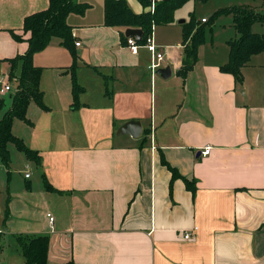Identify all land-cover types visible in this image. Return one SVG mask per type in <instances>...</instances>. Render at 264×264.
<instances>
[{
	"label": "crops",
	"instance_id": "obj_1",
	"mask_svg": "<svg viewBox=\"0 0 264 264\" xmlns=\"http://www.w3.org/2000/svg\"><path fill=\"white\" fill-rule=\"evenodd\" d=\"M127 1L135 13L152 11L153 3ZM232 5L241 4L225 7ZM48 6L49 0H0V88L12 86L0 93L2 115L18 89L9 59L29 47L24 19ZM91 12L67 18L72 52L55 37L34 55L48 109L32 101L30 122L15 119L13 133L39 151L41 163L9 143L10 155L13 146L26 159L25 180L17 187L10 177L0 182V254L13 246L0 264H25L17 240L25 235L49 237L50 264H264V91L243 89L222 69L231 39L221 54L200 45L183 76V25L190 18L154 25L155 43L165 53L153 72L148 48L139 43L133 53L124 39L127 28L104 24V0L99 17ZM195 18L202 25L207 16ZM156 27L163 37L155 38ZM250 62L244 74L257 67L264 76V54ZM74 63L82 87L76 105ZM167 66L170 76L157 73ZM131 120L141 122V135L118 134ZM206 147L211 152L205 156ZM166 162L193 180V189L182 177L173 179ZM44 177L55 190L46 188ZM185 231L195 236L185 239Z\"/></svg>",
	"mask_w": 264,
	"mask_h": 264
},
{
	"label": "trees",
	"instance_id": "obj_2",
	"mask_svg": "<svg viewBox=\"0 0 264 264\" xmlns=\"http://www.w3.org/2000/svg\"><path fill=\"white\" fill-rule=\"evenodd\" d=\"M106 26L112 27H133L143 30V37L138 40L143 44L147 36L152 32L153 25H165L175 21L176 11L191 0H156L155 11L135 13L127 0H104ZM144 6H150L152 0H139ZM206 3L210 0H195ZM90 4L78 0H49L47 9L32 13L25 17L23 29L30 32L28 39L29 47L23 54H18L9 59L11 64L10 79L18 78L17 91L12 96L10 108L0 118V155L3 164L9 168L11 155L8 148L13 143L17 149L23 152L26 157L37 164L41 163L39 151L27 145L23 138L13 133V122L21 119L30 122L27 117L29 105L32 101L43 109H48L44 103L43 91L40 88L42 68L36 66L33 58L36 52L45 49L55 37L60 38L62 43L73 51L75 37L72 33V26L68 23L69 14H84ZM232 14L233 23L239 37L228 41L229 59L222 66L224 71L232 73L237 82H243V68L250 62L255 54H264V33L252 31L255 22H264V14L258 12L250 5H232L218 9L202 25L196 20L194 13H191L189 22L184 23V43L186 58L180 74L185 76L194 66L198 59L199 46L205 42L207 24L211 25L221 15ZM16 40L22 39L14 33ZM127 40V37H124ZM73 55L76 56L75 52ZM73 78V92L75 105L78 100V93L82 87L76 80L75 63L71 67ZM18 71V73H17ZM5 106V99L0 98V113ZM172 172L173 179L182 177L188 188L193 189L194 181L181 175V173L167 162L165 163ZM45 186L49 190H55L51 183L44 177ZM8 217V209L5 211V218ZM25 258V264H50L47 261L49 250L48 236H19L17 238ZM67 264H73L72 262Z\"/></svg>",
	"mask_w": 264,
	"mask_h": 264
},
{
	"label": "rangeland",
	"instance_id": "obj_3",
	"mask_svg": "<svg viewBox=\"0 0 264 264\" xmlns=\"http://www.w3.org/2000/svg\"><path fill=\"white\" fill-rule=\"evenodd\" d=\"M197 3V8L195 11V15L199 18L202 16H207L209 18L211 16V13L213 10H215L218 7H225L229 4H241V5H250L251 7L255 8L258 12L264 14V0H210L206 3L198 2L195 0H191L187 2L179 11H177L175 20L176 22H179L182 19H189V13L194 9V4ZM238 2V3H237ZM92 15L93 17L97 18L100 16V0H94L93 3H89ZM82 15V14H80ZM211 25L207 26L206 33H205V42L206 46L208 48H213L218 52L219 54L223 53L224 51L228 50L227 46V40L232 38L239 37L238 32L236 29L232 26L233 24V17L230 14H225L219 16L214 21H211ZM160 27H156L154 29V35L155 38L163 37L159 35L160 31H162ZM252 31L257 33H264V22H255L252 26ZM213 54V53H210ZM262 55V54H260ZM220 56V55H218ZM251 63V62H250ZM262 70L259 68L254 67H248L246 74L243 73V82L241 85H243V89H246L247 87L252 90L254 87H256L257 90L260 92L264 91V76L263 73H261ZM12 81V80H11ZM6 97H9L8 95ZM37 106L32 105L31 107V116H35L36 113L34 112ZM2 116V114H0ZM39 133V132H38ZM21 138V137H20ZM26 141V140H24ZM26 163L25 157L22 155L21 152L16 150L13 146L11 147V164L10 167L7 168L2 161L1 155H0V182L2 184L6 181H8V178H12L13 180V187H17L18 185H24V173L22 170H25L24 166ZM34 168V167H33ZM8 170L10 173H8ZM33 178H36L38 176V170L33 169ZM3 243L4 245L10 244L9 237L5 234ZM2 236V237H3ZM6 250L4 253L0 254V260H7L8 254L11 253L13 250V246L10 244V247L6 246ZM8 253V254H7ZM12 256V255H11Z\"/></svg>",
	"mask_w": 264,
	"mask_h": 264
},
{
	"label": "built area",
	"instance_id": "obj_4",
	"mask_svg": "<svg viewBox=\"0 0 264 264\" xmlns=\"http://www.w3.org/2000/svg\"><path fill=\"white\" fill-rule=\"evenodd\" d=\"M152 11H155V0H153L152 5ZM203 21H206V18H203ZM154 26V25H153ZM153 29V27H152ZM128 47L131 49L133 53H137L139 49V42L138 40L132 36L128 37L127 39ZM81 42H77L76 45L79 46ZM143 45L148 48V50L154 55V62L151 65V69L153 72H156V70L159 67V61L163 60L164 58V51L159 48V46L155 43V39L153 37V31L147 36L146 41L143 43ZM12 86L8 83H4L3 86L0 88V93L4 94L8 91H11ZM211 152V147H206V149L202 152L205 156L209 155ZM26 177H30L29 173H26ZM48 217L51 221L54 220L53 216L49 213ZM197 227L194 228L196 230ZM195 236V233L193 231H185L184 232V238L185 239H192Z\"/></svg>",
	"mask_w": 264,
	"mask_h": 264
},
{
	"label": "water",
	"instance_id": "obj_5",
	"mask_svg": "<svg viewBox=\"0 0 264 264\" xmlns=\"http://www.w3.org/2000/svg\"><path fill=\"white\" fill-rule=\"evenodd\" d=\"M179 22L183 23L185 22V19H182ZM125 34L127 37L134 36L137 40H141L143 37V30L140 28L129 27L126 29ZM157 73L161 74L163 77H168L171 75V67L167 66L160 68ZM141 133L142 124L137 120L128 121L118 129V134H130L133 137H138Z\"/></svg>",
	"mask_w": 264,
	"mask_h": 264
}]
</instances>
